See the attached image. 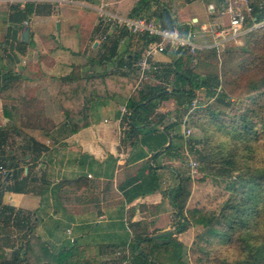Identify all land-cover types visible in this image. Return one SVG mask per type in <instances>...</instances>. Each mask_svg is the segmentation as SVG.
<instances>
[{"label": "crops", "instance_id": "obj_1", "mask_svg": "<svg viewBox=\"0 0 264 264\" xmlns=\"http://www.w3.org/2000/svg\"><path fill=\"white\" fill-rule=\"evenodd\" d=\"M196 2L205 11L194 9ZM238 3L240 0H0V87L7 83L0 90V156L20 160V179H28L33 189L6 191L3 203L22 215L29 214L36 233L53 251L73 243L104 245L98 264H108L105 259L109 256L132 249L130 243L120 245L122 241L176 229L178 217L162 191L167 182H177L183 175L176 164L178 155L170 157L163 151L153 155L155 147L139 149L146 134L131 132L126 122L129 110L124 116L121 111L137 89L134 63L141 56L138 52L144 48V39L131 32L122 35L116 55L101 61L107 54V38L127 29L116 18L154 16L161 24L178 23L181 34L190 38L196 50L217 47L222 51L247 47L248 30L237 35L230 30V7ZM102 12L108 16L102 17ZM26 28L29 34L23 35ZM178 49L155 56L159 66L148 82L175 86L177 77L167 72L166 65ZM121 54L132 55L133 65L118 63ZM6 74L16 77L6 80ZM70 74L89 76L84 93L92 100L90 125L74 133L58 98L62 78ZM175 108V100L168 99L157 111L167 113ZM166 117L163 124L171 123ZM8 124L13 127L7 141L1 143ZM187 126L183 122L171 135L175 131L185 135ZM32 138L46 148L31 150ZM142 183L158 189L143 193L141 188L133 197ZM196 230L191 227L173 235L185 247L191 246ZM120 262L130 263L122 258Z\"/></svg>", "mask_w": 264, "mask_h": 264}, {"label": "trees", "instance_id": "obj_2", "mask_svg": "<svg viewBox=\"0 0 264 264\" xmlns=\"http://www.w3.org/2000/svg\"><path fill=\"white\" fill-rule=\"evenodd\" d=\"M253 8L258 20H262L263 1L253 2ZM138 9L140 6L134 8L136 11ZM161 25L180 29L178 23L173 26ZM250 25L252 22L248 19L245 26ZM128 32L131 31L125 29L119 36L107 38V54L101 61L112 59L116 55L120 37ZM137 35L144 39V48L160 39L159 36H149L147 33ZM246 35L247 47L222 51H218L217 47H210L198 49L194 54L189 52V48H179L172 61L166 65L167 72L177 77L175 86L167 83L151 84L146 80L128 97L129 113L126 122L131 132L142 133L144 126H151L153 131L160 126L172 138L171 131L183 122L202 129L207 136L202 148L196 147L197 143H202V139L193 135L189 141L191 149L208 168L223 177L225 182L216 181L229 190L230 195L219 210L200 205L188 208L193 179L180 174L175 186L169 187L166 195L178 217L175 222L178 234L191 227L197 228L189 248L194 262H189L187 246L175 235L161 242L154 240L151 235H137L130 242L125 240L120 243L124 247L128 243L132 246L130 252L126 249L122 252L121 258L126 263L264 264V157L260 152L263 149L258 144L264 134V25L253 27ZM117 56H120L117 61L122 66L133 65L132 55ZM155 63L159 66L156 61ZM5 76L6 80L16 77L12 74ZM88 79L89 76L75 74L62 78L58 98L71 133L90 125L92 100L84 93ZM4 84L0 90L6 88L7 83ZM200 92L204 93L207 101L189 113L187 120L176 118L169 124H163L167 113L157 111L162 101L174 99L176 113L179 114L183 112L182 108L187 110L196 98L200 99ZM250 98L253 104H258L245 110L228 112L226 107L231 106L232 101L237 107ZM12 127V124H8L7 130L2 132L1 143L7 141L8 130ZM31 144V150L41 152L46 148L35 138L31 139ZM178 146L172 138L170 146L165 149L162 146L160 149L176 156L179 153ZM155 153L156 150L153 155ZM20 163V160L0 156V166L8 168L7 174L0 175V225H4V234L0 231V264H98L104 245L73 243L57 252L53 251L48 242L36 233L32 221L28 220L29 214L22 215L14 207L3 203L6 191L33 190L28 179H20L19 172L22 170L17 171ZM7 175L9 177L5 180ZM147 184L138 185L136 191L133 187L136 193L133 197L140 194L137 190L141 188L145 190L143 193L158 189H148ZM29 213L32 214L33 211ZM11 221L16 223L18 230L25 231L19 244L10 238ZM142 242L152 244L153 249L165 247L166 250L162 252H165V257L160 250L158 253L154 252L155 249L152 252L144 250ZM9 247L13 249L10 256L7 252Z\"/></svg>", "mask_w": 264, "mask_h": 264}, {"label": "rangeland", "instance_id": "obj_3", "mask_svg": "<svg viewBox=\"0 0 264 264\" xmlns=\"http://www.w3.org/2000/svg\"><path fill=\"white\" fill-rule=\"evenodd\" d=\"M166 1L170 2L171 0H166ZM191 1H194V0H191ZM176 7L177 6L174 4L173 9H174L175 15H176ZM192 7L194 9L196 8L197 11H201V10L205 11V8L201 2L194 3ZM165 10L168 14H170V18L173 19L170 9L165 7ZM229 48H234V46L226 47L225 49H229ZM135 74L138 75V72L136 70H135ZM199 96H200L199 101H200V106H201L203 103H205V101H207V98L202 92H200ZM225 101L228 102L227 99H225ZM256 104H258V102L253 104V100L250 98L246 100V102L242 101L239 105H237V107H236L235 102L233 101H232L231 106L229 107H226L225 105H222V106L228 108V112H234V110L236 109L245 110L247 108L253 107ZM195 109L191 110V106H190L187 108V110H183V112L179 114L175 112V109H170L169 111H167V115L170 121H174L176 120V118L183 121V120H187L189 117V114H186V112L189 110V113H192ZM169 120L167 119L166 121H169ZM187 127L191 129V133L188 136H185L180 131L178 133H176L175 131V134L173 136V140L175 141L176 144L179 145L178 146L179 154L177 156L178 157L177 159L179 160H178V163L176 162V164L178 165L180 172H182L184 176H191L193 179L191 196L187 202V207L189 208V207L200 205V206H205L210 209L219 210L221 206L223 205L225 199L229 197L230 191L224 189L223 185L221 186L217 183L218 181L216 180H220V182H225L223 181V177H219L215 173L214 170H211L210 168H208L206 164L198 157V154H196L191 149V146H190L191 143L189 141L191 140V137L193 135L198 136L199 139H202V143L200 144L197 143V146H196L199 149L202 148L203 141L205 140L207 136L204 134L202 129L196 128L192 124H189ZM158 128L159 129L157 130L151 131L152 129L151 126H144L143 130H144V133L146 132L145 133L146 135H144V138L140 139L137 145L139 149H141L142 147H148V148L155 147L156 152L159 154L162 152V150L160 149L162 146H164L163 149L170 146L169 143L172 142V139H170V136L166 132L160 129V126H158ZM157 131L161 133H158ZM152 132H155L156 134H153ZM215 140H216V137L213 138V141ZM258 144L261 145V149H263L260 152H261V156L264 157V134L262 135V138L260 139ZM165 153H168L171 157L170 152H165ZM191 162L192 163L195 162L197 164L196 171L195 169L192 168ZM234 175H237V173H235ZM233 179L237 180L236 178H233ZM175 184H176L175 179L172 182H167V184L164 185L165 189L162 191V194L166 196V192L169 190V187L175 186ZM14 221H11V223L9 224L11 227V232H10L12 235L11 240H13L14 243L19 244L20 239L22 238L25 231L18 230V227ZM186 240L187 239H185V241ZM141 247L144 250H147L150 252H152L155 249L154 250L155 253H158L159 250L161 253L164 250H166L165 247H163L162 249H156V248L153 249L152 244L144 243V242L141 243ZM189 248L190 246H187L186 248L187 257H188L189 262L193 263L194 262L192 259L193 257H192V254L189 253L190 252ZM12 251L13 249L7 250V252L9 253V256L11 255ZM121 254L122 253L115 254L114 256H109V258L105 260L108 262V264H123L120 262ZM162 256L165 257V252L162 253Z\"/></svg>", "mask_w": 264, "mask_h": 264}, {"label": "built area", "instance_id": "obj_4", "mask_svg": "<svg viewBox=\"0 0 264 264\" xmlns=\"http://www.w3.org/2000/svg\"><path fill=\"white\" fill-rule=\"evenodd\" d=\"M237 1V0H236ZM239 1V0H238ZM254 0H240V3L230 7V30L233 35L240 34L242 30H250L253 27L264 25V18L258 20V15L253 8ZM264 4V0H263ZM102 17L108 16L105 12L101 13ZM110 16V15H109ZM119 24H124L128 30L135 34L147 33L149 36H159V40H155L148 44L142 51L140 58L134 63V67L138 72L136 88H140L141 84L150 78V75L154 70L158 68L155 63V56L159 52L167 51L168 49L189 48V52L194 54L196 46L192 43L190 38L183 36L180 30L176 27H164L154 16L150 17H133V18H116ZM248 19L252 22V25L244 28ZM28 23V21H25ZM194 62L196 59H193ZM200 106L199 99H195L191 104V110ZM190 110V111H191ZM122 115L128 113L127 104L121 106ZM185 135L188 136L191 133V129L187 128ZM193 169H197V164L191 162ZM8 169L6 167H0V173L2 175L7 174Z\"/></svg>", "mask_w": 264, "mask_h": 264}, {"label": "water", "instance_id": "obj_5", "mask_svg": "<svg viewBox=\"0 0 264 264\" xmlns=\"http://www.w3.org/2000/svg\"><path fill=\"white\" fill-rule=\"evenodd\" d=\"M29 34V28H26L25 32L23 33V35H28ZM171 144V142L169 143V145ZM9 177V175H7V177L5 178V180ZM177 230L174 229V230H171V231H168L166 233H163V234H159V235H154L153 238L157 241H163V240H166L168 239L169 237H171L174 233H176ZM28 264V263H27Z\"/></svg>", "mask_w": 264, "mask_h": 264}]
</instances>
